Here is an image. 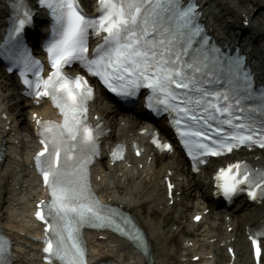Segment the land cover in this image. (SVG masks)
Wrapping results in <instances>:
<instances>
[{
    "label": "bare ground",
    "instance_id": "obj_1",
    "mask_svg": "<svg viewBox=\"0 0 264 264\" xmlns=\"http://www.w3.org/2000/svg\"><path fill=\"white\" fill-rule=\"evenodd\" d=\"M80 1L82 6L85 7L89 6L93 0ZM201 2L206 22L220 38L224 36L231 37L232 34L238 33L239 17L243 13L242 11L252 12L251 25L249 28L242 30L241 36L246 39L249 35V40L256 47L254 54L261 61H264V54L261 51V47H264V0H201ZM236 37L238 38V35ZM7 83L9 88L6 89L0 85V108L6 107L14 115H19L18 107L21 106L22 113L19 115L21 127L28 132L19 133L21 152H14L10 165L0 172V182L2 180L8 184L5 187L0 183V192H10V200L17 195L24 199L17 205L15 210L11 201L10 207L4 205L0 209V226L4 227L7 232L13 233L17 230L22 231L28 226L30 204L36 200L39 192V188L34 185L29 176L23 179L20 178L21 172L26 174V171H22L20 167L25 158V151L32 145L30 117L24 112L29 107V109L36 110L41 116L53 112L47 104L33 107L29 100H20L17 96L18 88L13 77L7 78ZM97 108L112 126L111 140L130 141L142 139L137 134V130L146 126L148 122L140 110L131 109L129 112H121L116 104H113L110 100L104 101V99L100 100ZM143 159L144 164L141 168L134 167L131 169L120 164L108 166L107 163L102 161L94 166L93 173L95 187L102 197L116 202L126 209H131L138 217L151 242L152 264H182V257H190L188 250L191 249L183 247V238L186 237V233L195 230V226L190 221L185 222L183 219L186 217L191 218L196 211H202L205 208L210 209L201 224L202 230L199 235L190 239L198 246V248L193 247L192 250L202 249L210 238L225 239L224 212L219 211L217 207L212 205L207 191L205 173L201 175V178L200 176L189 177L186 187L179 176L185 178L180 171L185 174L183 165L187 163L179 154L175 153L172 156L157 155L146 147ZM13 162L17 165L16 169L11 167ZM260 162L264 163V157H261ZM169 170L173 173L178 190L182 192L181 203L172 212L175 216L173 225L176 226V230H173L171 226L168 229L164 228V220L154 218L155 209L159 210L164 195V192L160 189L161 178ZM97 177L100 180H97ZM16 186L18 187L16 188ZM19 200L17 196V201ZM160 212L163 214L168 213L165 210ZM249 214L250 209L246 204H240L230 211L231 225L235 226L232 234L236 237L237 259L234 264H251L248 245L242 234V227L248 222ZM215 221H218V226L214 225ZM99 235V233L89 232L86 234L91 261L112 258L123 264H142V259L124 241L115 239L110 234L103 233L102 235H106L105 238H99ZM213 249L217 252V261L223 263L227 258L223 249H219L215 245ZM194 253L196 252L193 251ZM209 264H212V262L210 261Z\"/></svg>",
    "mask_w": 264,
    "mask_h": 264
},
{
    "label": "rangeland",
    "instance_id": "obj_2",
    "mask_svg": "<svg viewBox=\"0 0 264 264\" xmlns=\"http://www.w3.org/2000/svg\"><path fill=\"white\" fill-rule=\"evenodd\" d=\"M155 216H157V218ZM168 217H166V219H165L166 223H165V226H163L166 229H168L171 226V224L174 222V216L173 215H169ZM154 218L160 219L158 213L157 214L154 213ZM178 242H180V241L178 240Z\"/></svg>",
    "mask_w": 264,
    "mask_h": 264
}]
</instances>
